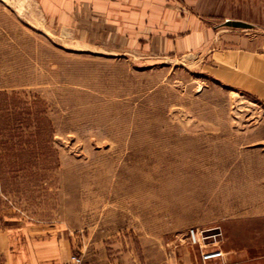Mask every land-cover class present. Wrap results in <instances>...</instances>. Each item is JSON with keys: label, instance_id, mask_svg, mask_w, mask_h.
<instances>
[{"label": "rangeland", "instance_id": "obj_1", "mask_svg": "<svg viewBox=\"0 0 264 264\" xmlns=\"http://www.w3.org/2000/svg\"><path fill=\"white\" fill-rule=\"evenodd\" d=\"M168 1L157 37L0 0V223L64 228L83 264H201L191 229L264 264V104L236 60L264 58V0Z\"/></svg>", "mask_w": 264, "mask_h": 264}, {"label": "crops", "instance_id": "obj_2", "mask_svg": "<svg viewBox=\"0 0 264 264\" xmlns=\"http://www.w3.org/2000/svg\"><path fill=\"white\" fill-rule=\"evenodd\" d=\"M54 0L53 8L66 14L68 7L75 4L86 7L90 13L106 20L121 36H171L179 31V23L164 22L163 13L171 14L172 9L164 8L166 0ZM73 1L76 2L73 4ZM68 4V5H67ZM77 15V13H76ZM101 15V16H99ZM167 21V20H166ZM194 24V23H193ZM193 27V25H192ZM129 30V32L127 31ZM156 30V32H150ZM192 38L200 36L197 32ZM172 47L173 44H170ZM254 51L237 52V61H249L255 69L260 102L264 104V58L253 54ZM257 64V67H256ZM76 250L75 237L59 226L41 223L11 221L0 223V264H67Z\"/></svg>", "mask_w": 264, "mask_h": 264}, {"label": "built area", "instance_id": "obj_3", "mask_svg": "<svg viewBox=\"0 0 264 264\" xmlns=\"http://www.w3.org/2000/svg\"><path fill=\"white\" fill-rule=\"evenodd\" d=\"M220 232L213 229L188 231V241L191 245L197 246L200 250L201 264H227L225 254L219 247ZM67 264H83V259L77 254L71 255Z\"/></svg>", "mask_w": 264, "mask_h": 264}, {"label": "bare ground", "instance_id": "obj_4", "mask_svg": "<svg viewBox=\"0 0 264 264\" xmlns=\"http://www.w3.org/2000/svg\"><path fill=\"white\" fill-rule=\"evenodd\" d=\"M172 191H174V190H170V193H172ZM191 207L197 208V209L200 208V206H198V204L193 199H191L190 197H187L185 200H181L179 202V205H177V207L174 206V208L177 211L185 209V208H191Z\"/></svg>", "mask_w": 264, "mask_h": 264}]
</instances>
